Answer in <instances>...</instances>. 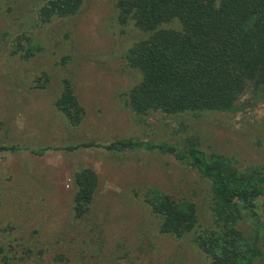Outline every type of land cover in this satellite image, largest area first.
Listing matches in <instances>:
<instances>
[{
    "label": "rangeland",
    "instance_id": "374dc122",
    "mask_svg": "<svg viewBox=\"0 0 264 264\" xmlns=\"http://www.w3.org/2000/svg\"><path fill=\"white\" fill-rule=\"evenodd\" d=\"M116 1L83 0L75 15L43 24L41 0H0V147L13 148L0 151V241L9 264H208L193 233H159L145 201L162 192L194 202L197 232L214 229L210 182L171 154L101 146L130 139L179 151L194 136L239 169L264 164V96L246 94L230 112L132 111L125 94L140 73L125 56L143 34L118 24ZM18 41L40 51L24 59L13 53ZM64 78L85 110L78 126L54 106ZM84 142L99 146L64 150ZM84 168L97 188L78 220L74 176ZM237 228L250 234V219Z\"/></svg>",
    "mask_w": 264,
    "mask_h": 264
},
{
    "label": "trees",
    "instance_id": "16d2710c",
    "mask_svg": "<svg viewBox=\"0 0 264 264\" xmlns=\"http://www.w3.org/2000/svg\"><path fill=\"white\" fill-rule=\"evenodd\" d=\"M39 20L75 15L83 0H41ZM117 22L132 24L143 37L128 48L126 65L140 79L125 94V103L137 116L149 112L180 114L202 111H235L248 94L264 96V0H117ZM40 49H23L18 41L13 53L29 58ZM48 77L44 76V82ZM36 87H44L38 84ZM54 106L71 126H78L85 110L68 79ZM98 147L84 142L64 150ZM171 154L195 169L211 185L215 228L197 232L194 202L157 193L146 199L152 214L160 219L158 231L174 239L193 233L192 242L208 264H255L264 260V164L239 169L236 160L219 153L206 154L200 141L187 137L181 150L167 144L130 139L101 146L104 150H130ZM13 148L0 147V151ZM76 192L73 216L83 219L93 203L97 175L88 168L74 176ZM249 218L252 232L237 228ZM0 264H9L0 241Z\"/></svg>",
    "mask_w": 264,
    "mask_h": 264
}]
</instances>
